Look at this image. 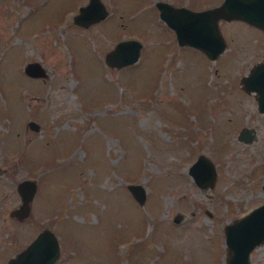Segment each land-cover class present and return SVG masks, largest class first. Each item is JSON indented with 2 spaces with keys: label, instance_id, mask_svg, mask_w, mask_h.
<instances>
[{
  "label": "rangeland",
  "instance_id": "obj_1",
  "mask_svg": "<svg viewBox=\"0 0 264 264\" xmlns=\"http://www.w3.org/2000/svg\"><path fill=\"white\" fill-rule=\"evenodd\" d=\"M155 1L102 0L105 16L82 24L87 0H0V264L43 227L58 240L51 264H227L224 224L264 198V110L240 81L264 56V29L218 18L225 46L209 57L177 42ZM129 36L138 57L106 63ZM32 60L43 74L23 69ZM198 153L212 184L187 170ZM23 177L36 187L19 217ZM126 182L144 187L142 203ZM248 264H264V237Z\"/></svg>",
  "mask_w": 264,
  "mask_h": 264
},
{
  "label": "water",
  "instance_id": "obj_2",
  "mask_svg": "<svg viewBox=\"0 0 264 264\" xmlns=\"http://www.w3.org/2000/svg\"><path fill=\"white\" fill-rule=\"evenodd\" d=\"M88 1V0H87ZM86 3V2H85ZM160 18L170 26L179 44H190L202 49L209 57H214L225 46V40L219 30L218 18H241L264 29V0H220L218 3L198 8L185 4H173L169 0H156ZM94 5L92 13L87 14L86 6L81 4L82 12L73 15V20L87 24L105 16L107 8L102 0H91ZM90 16V17H89ZM87 17H89L87 19ZM141 41L133 36L117 39L104 51V61L109 65L120 66L134 61L139 54ZM23 69L30 75L43 74L45 70L37 60L28 61ZM246 90H256L258 110H264V56L251 64L248 71L240 78ZM26 124L34 129L39 127L35 119L29 118ZM252 126H242L237 136L250 140L255 136ZM188 172L199 185L212 184L215 170L211 159L198 153L187 167ZM131 194L140 203L143 202L144 187L139 182H127ZM36 187L32 177H23L17 182L21 201L9 210L10 215L22 217L28 213L29 199ZM180 212H175L173 220H179ZM264 237V198L249 207L244 213L224 224V242L228 248L227 264H248L249 250ZM34 241L36 245L30 246ZM36 241V242H35ZM43 245V246H42ZM30 246V247H29ZM29 247V248H28ZM28 248L27 253L17 260ZM32 250L40 255L36 262L27 257ZM58 254V240L54 232L43 227L19 251L16 257L9 256L6 264H51Z\"/></svg>",
  "mask_w": 264,
  "mask_h": 264
},
{
  "label": "bare ground",
  "instance_id": "obj_3",
  "mask_svg": "<svg viewBox=\"0 0 264 264\" xmlns=\"http://www.w3.org/2000/svg\"><path fill=\"white\" fill-rule=\"evenodd\" d=\"M87 8H86V12H84V13H87V14H90V13H92V10H93V8H94V5L93 4H91V0H88L85 4H84ZM84 5H82V6H84ZM82 6H80V8H79V11L77 12L78 14H80V12H82ZM90 17V16H89ZM89 17H87V19L89 18ZM76 22V21H75ZM254 91H255V94H256V90L254 89ZM20 193V192H19ZM36 242V241H35ZM30 246H41V245H36V243H34V241L30 244ZM29 246V247H30ZM43 246V245H42ZM28 247V248H29ZM28 248H26V250L23 252V254L17 259V260H15V263H17L18 261H19V259L21 258V257H23L26 253H27V250H28ZM39 255H40V252H38V250H32V251H30L29 253H28V255H27V257L29 258V260L31 261V262H36V260L38 259V257H39ZM15 257H16V255H14ZM13 257V256H12Z\"/></svg>",
  "mask_w": 264,
  "mask_h": 264
}]
</instances>
